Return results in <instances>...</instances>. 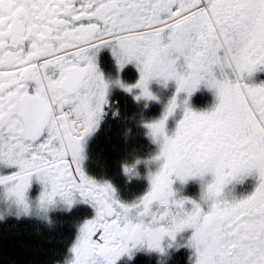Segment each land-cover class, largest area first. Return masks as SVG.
Masks as SVG:
<instances>
[{
  "label": "snow or ice",
  "instance_id": "snow-or-ice-1",
  "mask_svg": "<svg viewBox=\"0 0 264 264\" xmlns=\"http://www.w3.org/2000/svg\"><path fill=\"white\" fill-rule=\"evenodd\" d=\"M111 49L117 69L135 62L136 97L155 99L153 78L174 80L163 115L147 123L163 137L149 189L131 204L112 185L84 172L83 139L109 104V81L97 53ZM264 0H0V185L18 202L35 177L41 203L75 195L95 209L73 246V264H115L137 244L161 248L183 229L192 264H264ZM201 84L214 91L210 109L193 110L187 97L172 135L165 122L177 95ZM210 180H205L206 174ZM255 175L237 197L234 181ZM201 180L200 198L177 196L174 179ZM190 205V206H189Z\"/></svg>",
  "mask_w": 264,
  "mask_h": 264
},
{
  "label": "flooded vegetation",
  "instance_id": "flooded-vegetation-1",
  "mask_svg": "<svg viewBox=\"0 0 264 264\" xmlns=\"http://www.w3.org/2000/svg\"><path fill=\"white\" fill-rule=\"evenodd\" d=\"M97 63L105 78L110 81L107 91L109 104L105 108V110H108L107 112L108 114H110V117H108L107 114L103 123L100 122L98 127L99 129L91 141L99 136L98 134L101 129L108 126L110 128V136L114 141V146L116 147V152H121V156L132 157L136 155L142 158H147L158 154L161 145L158 144L157 148L154 146L151 147L150 145V138H152V136L149 134V129L146 126L147 123L150 122V120L117 119L120 117L121 110H123V108H128L132 114L135 109L141 106H145L146 103L150 104L151 106H156L158 108L157 114L163 115L169 100L176 93V82L174 80H168L167 82H164L160 78H153L149 81L148 87L153 96L156 98L151 99L140 96V98L137 99L136 97L141 91L138 87H133L129 91L121 87L120 84L114 82L118 77L122 83L128 85L135 84L139 79V70L135 62H129L122 69L118 70L115 59L111 53V49L108 47H104L97 53ZM249 80L252 83H259L261 81H264V65L258 66L257 70L254 71L249 77ZM185 97H187L188 106L193 110L210 109L216 102L214 91L206 87L204 84H201L190 96H188V94L185 92H180L177 95L178 106L174 110V113H176L174 117H171L173 113L168 117L173 118L174 120H166L165 122V125L168 124V127L165 128V133L169 136L174 133L178 121L183 117V111L185 107L183 101ZM114 112L115 114H113ZM87 148H90V145H88ZM88 157L89 156L87 155V160L81 164L84 172L103 171L102 166H92L90 164V160H88ZM122 161L124 160L121 159V161H119L117 165V169L120 171H123ZM146 168L147 166L143 160L137 165L138 171H143ZM15 170V166L0 165V174H10ZM89 177L94 178L98 182L104 180L101 175H90ZM204 179L206 181L210 180L211 174H206ZM107 182H109L114 188L116 197L121 202L128 204H131L134 201L138 200L150 187L149 180H141L135 182L108 180ZM255 183V175H248L240 181H234L233 183L229 184L226 191H229L232 195H236L237 197H239L250 192L255 186ZM172 186L174 189L179 190L177 192L178 197L186 196L196 199L199 196L201 180L199 177L189 178L186 182L181 183L178 179H174ZM84 202L85 205L79 207V212L76 213L77 217L80 220V224H82L86 219L91 218L92 213L95 215V209L93 208V206L86 201ZM3 220H0V223H2ZM192 231L193 229L191 228L183 229L181 232L175 235L174 239L171 240V245L169 243V238L165 236V238L161 242V248L163 249V251L149 248L147 244H137L134 247L130 248V251L128 253L122 254L121 257L116 260L115 264H157L158 259L160 260V264H189V256H193L194 250L188 246H182L177 249L176 245L185 244V242L191 236ZM71 238H76L74 236V233L71 235ZM71 238L68 242L69 245L74 240ZM183 251H186L188 253L185 254L183 253Z\"/></svg>",
  "mask_w": 264,
  "mask_h": 264
},
{
  "label": "trees",
  "instance_id": "trees-1",
  "mask_svg": "<svg viewBox=\"0 0 264 264\" xmlns=\"http://www.w3.org/2000/svg\"><path fill=\"white\" fill-rule=\"evenodd\" d=\"M136 110L131 114L128 108H123L117 120H136ZM98 135L89 144L87 155L90 164L102 166L103 171H90L91 175L122 180V171L117 169L119 155L110 136V128L101 129ZM67 218L52 222H62L64 230L60 233L51 232L46 222L13 219L0 223V264H57L62 261L68 252L72 235L68 221L73 224V219Z\"/></svg>",
  "mask_w": 264,
  "mask_h": 264
},
{
  "label": "rangeland",
  "instance_id": "rangeland-1",
  "mask_svg": "<svg viewBox=\"0 0 264 264\" xmlns=\"http://www.w3.org/2000/svg\"><path fill=\"white\" fill-rule=\"evenodd\" d=\"M108 110H105L102 115H101V118L97 124V126L95 127V129L93 131H91L84 139V142H83V160L81 162L84 163L86 160H87V146L90 144V141L94 138L95 134L97 133L98 131V127H99V124L100 122L103 123L106 115L108 114L107 112ZM137 116H136V120H150V122H152L153 120H158L162 115H158V108L156 106H151L150 104H147L145 106H141V107H138L137 110ZM176 113V112H175ZM175 113L173 112V114L171 115V117L175 115ZM115 114V112L113 113ZM108 117H110V114H108ZM168 121L169 120H174L173 118H168L167 119ZM168 127V124L165 125V128ZM163 142V137H160L159 140H156L154 139L153 137L150 138V145L151 147H158V144H162ZM119 155V161H121V159L125 158L122 155L121 152H118L117 153ZM123 157V158H122ZM133 157V156H132ZM132 157H126V159H132ZM118 161V162H119ZM163 159L162 158H159V159H154V160H151L149 162V164L147 165V168L144 169L143 171H139L140 175H139V178H132L131 180H129L125 174H124V171H122V181H128V182H135V181H141V180H149L148 179V172L149 170L152 172V173H155L156 171L159 170V168L161 167V165L163 164ZM146 171V172H145ZM86 175L90 176L91 173L88 171L85 172ZM104 179V180H101V179ZM102 178L100 179L101 182L103 181H112L114 179H107L108 177L106 176H102ZM107 179V180H105ZM31 184H30V187L28 190H27V195L29 198L31 199H34L36 198L39 193L43 190V185L42 183L35 177V175L32 177L31 179ZM85 200L81 197H79V195H75L74 197V200L72 202V204L69 206L68 204H66L61 197H57L54 199V203L50 206L49 210H48V213L47 215L51 217V221L54 223L57 219H60V218H67V219H73V224L71 223V221H68V223L71 225L70 227V231L72 234L74 233V236L76 237L78 232V228H79V225H80V220L79 218L77 217L76 213L79 212L78 211V208L81 207L82 205H85ZM94 216V214L92 213V217ZM18 220V221H21V220H30V221H34L36 223L38 222H44L43 219L41 218H37L36 216L34 215H21L19 217L15 216V215H8L3 221H7V220ZM69 219V220H70ZM49 224V226L51 228L48 227V229L52 232H56V233H60L64 230L63 228V225H62V222L60 221L59 224ZM48 224V223H47ZM73 227V229H72ZM74 239V238H72ZM183 253L187 254L188 252L186 251H183ZM65 256V255H64ZM189 256V255H188ZM187 256V257H188Z\"/></svg>",
  "mask_w": 264,
  "mask_h": 264
},
{
  "label": "clouds",
  "instance_id": "clouds-1",
  "mask_svg": "<svg viewBox=\"0 0 264 264\" xmlns=\"http://www.w3.org/2000/svg\"><path fill=\"white\" fill-rule=\"evenodd\" d=\"M117 80H119L118 77L114 82L116 83ZM154 159H157V154L154 156H151V157H147V158H142V157L134 155L132 157V159H130V160L125 159L124 161H122V169L124 171L125 176L129 180H131L134 177L139 178L140 173L137 169V165L139 163H141V161L143 160L147 166V164L151 160H154ZM150 173H152V172L149 170L148 177H149ZM174 190H175V193L177 195V192L179 190L178 189H174ZM41 192L34 199L29 198L27 193H26V195L24 197L25 202L20 203V202H18L17 197L14 194L13 186H11V185H0V220L5 219L8 215H15L17 217H19L21 215H34L37 218L43 219L44 222L51 224L52 223L51 217L48 216L47 213H48L50 206L53 203L42 204L41 203ZM201 196H202V193H201V187H200V192H199L198 198H200ZM81 225L82 224L79 225L78 234H79V229H80ZM78 234H77V236H78ZM77 236H76V238H77ZM76 238L69 245L68 254L65 255V257L62 261H58L57 264H73L74 259H75V254L73 253V246L76 242ZM169 243L171 245L172 241H170ZM182 246H188L187 241L185 242V244H177L176 245L177 249L179 247H182ZM157 264H160L159 259L157 261ZM189 264H192V256H189Z\"/></svg>",
  "mask_w": 264,
  "mask_h": 264
}]
</instances>
